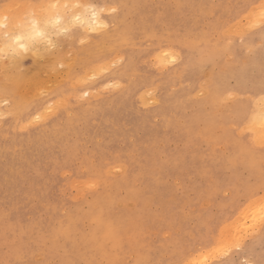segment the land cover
Listing matches in <instances>:
<instances>
[{
  "label": "rangeland",
  "instance_id": "374dc122",
  "mask_svg": "<svg viewBox=\"0 0 264 264\" xmlns=\"http://www.w3.org/2000/svg\"><path fill=\"white\" fill-rule=\"evenodd\" d=\"M262 29L264 0H0V264L264 262Z\"/></svg>",
  "mask_w": 264,
  "mask_h": 264
},
{
  "label": "crops",
  "instance_id": "0c3cea01",
  "mask_svg": "<svg viewBox=\"0 0 264 264\" xmlns=\"http://www.w3.org/2000/svg\"><path fill=\"white\" fill-rule=\"evenodd\" d=\"M261 35H264V29L259 30L256 35H254L253 40L255 44L260 42L258 38ZM259 52L260 54L253 57V61L250 62L251 66L246 68V72L243 75L244 81H239L240 83H243L244 87L236 88L237 92L241 95H264V45H262V50ZM258 158L260 162L254 164L253 167L246 169L245 173L247 176L251 175L253 177V182L264 184V148L258 152ZM253 171H255V173H253ZM258 176L261 179L254 178Z\"/></svg>",
  "mask_w": 264,
  "mask_h": 264
},
{
  "label": "bare ground",
  "instance_id": "6f19581e",
  "mask_svg": "<svg viewBox=\"0 0 264 264\" xmlns=\"http://www.w3.org/2000/svg\"><path fill=\"white\" fill-rule=\"evenodd\" d=\"M75 1V0H74ZM111 1H113V0H111ZM78 3H79V1H78ZM80 4V3H79ZM89 4V3H88ZM90 6V5H89ZM101 8V7H100ZM80 9V8H79ZM99 10H101V9H99ZM38 11V10H37ZM14 12V11H13ZM77 12H78V10H77ZM7 13V12H6ZM61 13V12H60ZM35 15V14H34ZM86 15V14H85ZM40 16H41V14H40ZM19 17V16H18ZM34 17V16H33ZM35 17H36V15H35ZM34 17V18H35ZM70 17V16H69ZM20 18V17H19ZM78 18H80L81 20H83L84 21V19L85 18H87L86 16H84V15H80ZM102 18V16L100 15V12L97 10V9H94V11H92V19H93V22H98V20L99 19H101ZM88 19V23H91V20L89 19V18H87ZM241 19V18H240ZM8 20H10V19H8ZM8 20H6V21H8ZM13 20V19H12ZM15 20V19H14ZM17 20V19H16ZM64 20V17H63V15L62 14H60V15H55L54 17H53V21L55 22V23H61L62 21ZM66 21V20H65ZM64 21V22H65ZM111 20H110V18L108 17V16H106L104 19H102V24L105 26V25H107V24H109V22H110ZM36 22V21H35ZM34 22V25L36 24ZM84 23V22H83ZM9 24V23H8ZM7 24V25H8ZM58 26V25H57ZM117 29H115V30H113V31H110V32H108L107 34L109 35V34H115V32H116V34H117V31H116ZM247 30V29H246ZM33 31L35 32V33H40L41 32V29L40 28H38L37 26H35L34 28H33ZM49 32V31H48ZM31 34H32V32H30ZM9 35V34H8ZM108 35H105V36H103V38H102V40L103 41H106V40H109V36ZM54 36V35H53ZM4 37V36H3ZM2 37V38H3ZM12 37H13V39L15 40V41H20V39H22V37H23V35L22 34H20V33H13L12 34ZM46 37V36H45ZM55 37V36H54ZM1 38V37H0ZM48 38V37H47ZM48 39H50V37L48 38ZM52 40V39H51ZM12 41V40H11ZM49 42H51L50 40H49ZM20 44L22 43V42H19ZM57 43V42H56ZM49 44V43H48ZM6 45V44H5ZM16 46V45H15ZM57 46V45H56ZM55 46V47H56ZM55 47H53V48H55ZM172 52H173V50H172ZM53 58V57H52ZM3 61V60H2ZM114 62V61H113ZM174 62V61H173ZM158 64V63H157ZM21 68V67H20ZM163 68V67H162ZM109 69V68H108ZM105 71V70H104ZM245 71V70H244ZM45 74V73H44ZM65 74V73H64ZM241 74V73H240ZM2 77V76H1ZM7 78V77H6ZM76 80V79H75ZM26 83V82H25ZM24 83V84H25ZM50 83V82H49ZM23 84V85H24ZM18 85V84H17ZM22 89V88H21ZM26 90V89H25ZM40 90V89H39ZM19 91V90H18ZM23 91V90H22ZM32 93H34V92H32ZM16 94H18V93H16ZM21 99V98H20ZM151 104V103H150ZM13 109V108H12ZM69 112V111H68ZM39 114V113H38ZM38 119H39V116H38ZM131 138V137H130ZM258 197V196H257ZM259 206H260V204H258ZM64 210V209H63ZM178 231V230H177ZM241 231V230H240ZM166 232V231H165ZM166 235V234H165ZM228 236V235H227ZM221 237V236H220ZM240 237V236H239ZM256 251V246L254 245V247L253 246H251L250 247V251ZM227 251V250H226ZM229 251V250H228ZM216 252V251H215ZM247 257V256H246ZM249 258V257H248ZM252 259V258H251ZM208 260V259H207ZM197 261V260H196ZM259 262L257 263V264H264V262L263 261H261V260H258ZM249 264H251L250 262H248Z\"/></svg>",
  "mask_w": 264,
  "mask_h": 264
},
{
  "label": "snow or ice",
  "instance_id": "6c2138e0",
  "mask_svg": "<svg viewBox=\"0 0 264 264\" xmlns=\"http://www.w3.org/2000/svg\"><path fill=\"white\" fill-rule=\"evenodd\" d=\"M79 5H74L73 7H78ZM51 7H59V5H52ZM65 8H68L69 5L65 4L64 5ZM112 11H115V9H112ZM78 19V17H77ZM41 33H37V35H40ZM21 47H23V45H21ZM86 94V93H85Z\"/></svg>",
  "mask_w": 264,
  "mask_h": 264
}]
</instances>
